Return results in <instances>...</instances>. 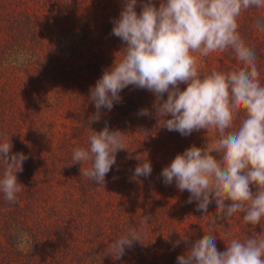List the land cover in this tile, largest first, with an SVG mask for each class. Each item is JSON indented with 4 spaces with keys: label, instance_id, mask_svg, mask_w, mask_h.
Returning a JSON list of instances; mask_svg holds the SVG:
<instances>
[{
    "label": "rangeland",
    "instance_id": "obj_1",
    "mask_svg": "<svg viewBox=\"0 0 264 264\" xmlns=\"http://www.w3.org/2000/svg\"><path fill=\"white\" fill-rule=\"evenodd\" d=\"M44 2H47V6ZM153 2L159 6L160 0ZM63 4L52 3L50 0H30L20 7L12 4L0 5V51L9 49L12 59L18 58L13 63L14 67L10 68L12 72L9 75L11 88L15 93L11 95L15 103H9L7 124L10 127L8 130H0V141L10 138L8 142L12 144V152L24 153L28 157L27 164L32 165L29 171H25L23 162V171L17 173L19 183L27 182V179L30 181L27 182L30 187L24 183L23 190L17 195L16 201L21 204V209L4 211L8 206L0 193V264H20L17 247L25 245V241L21 242L19 239L25 233L24 223L38 227L42 232L45 237L43 252L50 264H64L61 262L63 260L57 259L63 253L64 256L75 258L67 264H88L91 255L102 250L103 245L106 248L103 257L110 260L109 264H177L175 258L187 251L184 238L194 242L199 239L198 234H210V226L213 227L216 240L223 250H226V244L232 239L229 237L236 238L235 232L241 240L253 232L264 235V221L256 226L247 225L240 213L229 220L216 218L214 202L209 204L205 216L197 210L195 201L188 203V191L181 192L175 181L171 185L163 182L162 169L178 153L193 144L203 148L208 143H214L218 139L215 129H200L182 136L179 132H170L160 127L157 118L154 119L155 122L152 118L155 116L154 98H147L145 102L133 107L134 109H128L127 114H137L133 115V125L126 124L118 119L128 101L124 95L125 89L120 93L121 101L114 103L111 110L101 109L97 113L94 102L90 99V88L102 76L104 69L112 65L116 54L119 56L118 52L124 46L118 37L112 35L113 20L119 16L122 0H68L67 7L61 8V17L58 13V19L56 17L51 18L56 19L54 21H45L48 26L44 30V39L32 46L37 52L42 47L46 71H36V75L42 77L35 82L37 90L29 93L26 86L28 79L34 76V73L30 76L29 74L36 62L26 63L24 49L19 53L6 45L5 34L11 35L17 31L16 23L12 22L16 13L12 11L26 8L46 20L45 17L50 19L49 14L53 7L60 9ZM137 11H140L139 4ZM241 14L238 18L239 32L243 40L248 38L251 44L255 43L257 36L248 34L249 31L243 26L242 18L247 13L244 11ZM254 50L260 68V81L264 84V44L258 43ZM230 54L228 51H217L207 57L197 56L198 66L205 72L213 67L226 71L225 64L237 63L234 61L235 54L228 57ZM23 61L24 64H19ZM66 66L75 67L76 81L64 88L61 71ZM3 81V74L0 73V82ZM180 87L183 89L186 85L182 84ZM22 97L25 98L20 99ZM145 108L152 113L151 116L138 114ZM91 115L92 118L109 117L112 124L110 130H119L125 134L126 149L122 150L123 154L116 156V163L106 175L104 186H98L81 175V171L90 166L88 162L81 165L72 161L74 148L88 146L89 130L86 118ZM145 125L146 128H141ZM70 140L76 142V147H71ZM32 156L33 160L29 162ZM144 158L151 163V175L132 181L138 189L147 188L148 191L149 198L142 203L141 213L137 205L121 204L130 190L117 186V172L118 166H123L120 170L121 178L126 176L128 180L131 179L135 167ZM217 159L220 157L217 156ZM250 188L253 192L256 191L255 186ZM73 194L76 196L75 200L69 201V196ZM161 203L171 207L170 211L157 212L156 209ZM143 216L151 218L144 232H150L154 222L163 220L166 222L168 237L171 234L177 237L173 246L177 240L181 241L175 246L174 259L164 258L167 254L165 246L155 243L150 245L147 239L143 243L137 242L131 249H126L125 254L118 260L107 254L110 242L129 229L138 228V222ZM157 216L155 221L153 217Z\"/></svg>",
    "mask_w": 264,
    "mask_h": 264
},
{
    "label": "clouds",
    "instance_id": "obj_2",
    "mask_svg": "<svg viewBox=\"0 0 264 264\" xmlns=\"http://www.w3.org/2000/svg\"><path fill=\"white\" fill-rule=\"evenodd\" d=\"M252 9L264 10V0H160L159 6L153 0H122L112 35L124 46L90 88V99L97 113L111 110L121 101V91L133 86L154 94L160 127L182 136L215 129L214 143L203 148L193 144L162 169L163 182L175 181L181 192L188 191V203L195 201L205 216L214 202L216 218L229 220L240 213L245 224L256 226L264 221V84L257 53L242 39L238 23L241 13ZM254 27L264 32V16L257 18ZM229 50L241 63L239 70L213 67L205 72L198 66L197 56ZM138 114L152 115L146 108ZM124 135L107 125L91 131L88 146L72 152L73 163L90 164L81 175L104 186L116 153L126 149ZM9 139L0 141V193L6 202L14 203L23 190L17 173L23 171L28 157L13 153ZM151 172V163L144 158L131 179ZM150 219L143 216L138 228L113 239L107 254L118 260L126 249L143 243ZM208 231L194 242L184 238L187 251L177 257V264H264V235L232 238L221 252L213 227ZM19 239L24 241L22 236Z\"/></svg>",
    "mask_w": 264,
    "mask_h": 264
},
{
    "label": "trees",
    "instance_id": "obj_3",
    "mask_svg": "<svg viewBox=\"0 0 264 264\" xmlns=\"http://www.w3.org/2000/svg\"><path fill=\"white\" fill-rule=\"evenodd\" d=\"M25 1L28 3L30 0H0V5L2 3L3 6H6L8 4H12V5H16V6L20 7L21 5H24ZM36 1H40V0H36ZM50 1H52V3L63 2L64 4L60 7V9H55L53 7L51 9L50 14H49L50 19H47L45 17L46 20L41 18L37 13H33L32 10L29 11L26 8H24L22 10H13V11L11 10L12 12L16 13V14H14V16L16 18L13 19L12 22L16 23L17 31L11 33V35H7L8 33L5 34L6 35L5 40L7 41L6 45H8L10 47V49L12 48L19 53L22 49H24L25 54H23V55H26V58H24L25 62L26 63L36 62V64L33 65L34 71L32 69L30 74H29V76H30L32 73H34V76L32 78L28 79L29 83L26 86L29 93L35 92V90H37L35 82L37 79L42 77V76L36 75V71L39 69L46 71L45 70L46 69L45 68L46 67L45 66L46 61H45V57H42V47H41L40 51L37 52L35 50V48L33 49L32 44L40 43V40L44 39L43 38L44 37L43 36L44 30L48 26V25H46L45 21L47 22L48 20H52L51 18H56L58 16V13H60L59 17H61L62 13H63L61 8L62 7L66 8L68 5L67 4L68 0H50ZM44 3L47 6V2H44ZM44 3H41V4L45 5ZM245 12L247 13V15H246V17L242 18V22H244L243 26L245 29H247L249 31L248 34L253 33L257 36V38L255 39L256 42L255 43L252 42V44L250 43L248 38L245 39L244 42L249 47L254 49L255 47H257L258 43L264 44V32L257 31L254 27L257 18L264 16V10L252 9V10L245 11ZM56 19H58V17ZM56 19H53L52 21H54ZM242 39H243V36H242ZM5 50H8V51H5V52L0 51V55H1V57H0V73L3 74V79H4L3 82H0V105H1L0 106V130H8V128L10 127V125L7 124L9 114H10L9 103L10 102L15 103V99L11 98V95L14 92L12 91V88H11L9 75L12 72L10 70V68H13L14 67L13 63H16V61L18 60L17 57L12 59V52H10L9 49H5ZM228 52L231 53L228 57H231V55L234 54L230 50ZM234 61H237V63L232 62V64H225L224 67L226 68V70H239V68L242 66L241 63L238 61V59L236 57H235ZM239 63H240V65H239ZM19 64H24V61L20 62ZM61 72L63 73L62 85L64 88L67 84L70 85V83L76 81L75 80L76 69L74 66L73 67L66 66ZM14 95H15V93H14ZM74 95L76 96V90L74 91ZM124 95L127 97L128 101H127V103H125L124 108L121 110L122 114L119 116L118 119L123 120V122H125L126 124L130 123L133 125L135 123V117L133 115L137 114V112H134L132 115L127 114L126 112L128 111V109L135 107L137 104L145 102V100L147 98H154L153 100L155 101V96L153 93H151L148 90L135 88L133 86L126 87ZM166 96H167V94H165V98H166ZM23 98H25V97H22L20 99H23ZM152 118L154 121V119L156 117L153 115ZM86 121H87L86 126H87V129L89 130V133L92 130L97 131L96 129L102 130L105 127V125H107L109 129H110V126L112 127V124L110 122L111 120L107 116H104V117H96L95 116L92 118V115H91V117L86 118ZM88 123H90V124L88 125ZM146 125L142 126L141 128H144V127L146 128ZM2 138H4V137H2ZM69 143H71V147L72 146L76 147L75 141L70 140ZM74 147H72V148H74ZM122 152H123L122 150H119L116 153V156L123 154ZM32 160H33V156L29 158V162L30 161L32 162ZM27 163L28 162L24 161L25 171H29V168H32V165L29 166ZM122 167L123 166H118L119 172H117V173H118L119 181H118L117 186L125 187L126 189L128 188L130 190V192L128 194H126L128 197L125 198V200H122L121 204H123V205H126V204L127 205H130V204L137 205V207L141 210V213H142V211H143L142 203H144L149 198V195L147 194V192H148L147 188L138 189L137 185L134 182L132 183V181H133L132 179H129L130 180L129 181L126 176H123V178H121L120 170ZM25 176H26V174H25ZM27 182L30 183L29 179H27ZM27 182H23L22 185H24V183H25V186L28 185V187H30V184H27ZM75 187H76V184H75ZM133 188H135V189H133ZM75 198H76V196L73 194V196H71V197L69 196V201H74ZM6 205L8 207H6V209H4V211H7V212L10 210L17 211V210L21 209V204L17 201L14 203L6 202ZM170 209H171V207L161 203L159 208L156 209V211L157 212L158 211L169 212ZM153 218L156 221L158 216L153 217ZM154 223H155V225L152 226V228H151L152 230L150 232H144L143 238L145 240L146 239L149 240L150 245H154V243H155L158 245L165 246V248L167 249V254L165 255L164 258L169 259V260L174 259V256H175L174 251H175L176 247L173 246V241H175L177 239V237L172 235V234L170 237H168L166 222H163V220H157ZM106 226H108V225H106ZM11 227H14V226H11ZM108 227H110V224ZM24 228H25V233L23 234V237H24L25 245L23 247H20V246L17 247V250L19 252L18 256L20 258V264H50L47 256L44 254L45 252H43V245H44L43 243H45L44 242L45 237L42 236V232L39 230L38 227H31V225L25 224V223H24ZM243 228L245 229L244 225H243ZM107 232H108V230L106 231V233ZM198 235H200V237H199V239H200L203 237L204 234H198ZM249 235H259V234L257 232H253ZM260 235H262V234H260ZM234 236H236V238L239 239V234H236V232H235ZM229 238H234V237H229ZM109 240H111L110 237H109ZM102 247H103L102 250L97 251L96 253H94V255L93 254L91 255L90 259L88 260V264H98V263L99 264H109L108 261H110V260L106 256H105V258L103 257L104 253L106 251V248L104 247V245ZM216 247H217L218 251H221V252L224 251L222 246L220 245V243L217 242V240H216ZM57 259L63 260L61 262L64 264H67L68 262L73 261L75 258H70V256L69 257L64 256V253H63ZM175 259L177 260V257Z\"/></svg>",
    "mask_w": 264,
    "mask_h": 264
}]
</instances>
